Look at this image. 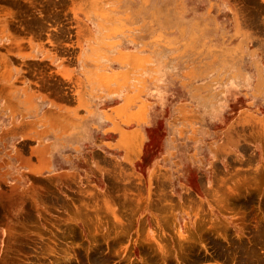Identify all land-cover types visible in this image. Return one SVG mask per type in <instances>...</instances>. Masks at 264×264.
Instances as JSON below:
<instances>
[{
    "label": "rangeland",
    "instance_id": "obj_1",
    "mask_svg": "<svg viewBox=\"0 0 264 264\" xmlns=\"http://www.w3.org/2000/svg\"><path fill=\"white\" fill-rule=\"evenodd\" d=\"M2 103L0 264H264V0H0Z\"/></svg>",
    "mask_w": 264,
    "mask_h": 264
},
{
    "label": "crops",
    "instance_id": "obj_2",
    "mask_svg": "<svg viewBox=\"0 0 264 264\" xmlns=\"http://www.w3.org/2000/svg\"><path fill=\"white\" fill-rule=\"evenodd\" d=\"M45 104L51 108L55 106L52 101H46ZM20 112V107H18L16 103L10 105H5L4 103L0 104V133H3V135L6 134L7 138L11 140H15L16 137L22 136V133L16 126L21 118ZM6 130L7 133H5ZM53 135L54 134L51 132V136Z\"/></svg>",
    "mask_w": 264,
    "mask_h": 264
}]
</instances>
